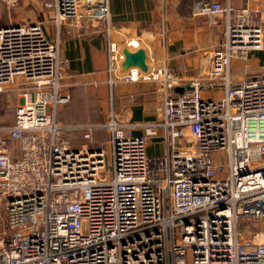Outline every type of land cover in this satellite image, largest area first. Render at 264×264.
I'll use <instances>...</instances> for the list:
<instances>
[{
    "label": "built area",
    "instance_id": "1",
    "mask_svg": "<svg viewBox=\"0 0 264 264\" xmlns=\"http://www.w3.org/2000/svg\"><path fill=\"white\" fill-rule=\"evenodd\" d=\"M1 1L17 10L18 0ZM49 6L58 26L104 24L108 83L157 82L162 112L61 122L71 95L59 31L41 19L0 24V92L16 85L21 98L14 121L0 123V264H264V68L239 81L231 71L233 58L264 50V6L195 0L192 16L224 28L183 92L165 57L121 71L123 45L141 42L109 38L110 0ZM213 90L222 96L203 94ZM96 129L108 138L98 143ZM153 134L163 153H148Z\"/></svg>",
    "mask_w": 264,
    "mask_h": 264
},
{
    "label": "crops",
    "instance_id": "2",
    "mask_svg": "<svg viewBox=\"0 0 264 264\" xmlns=\"http://www.w3.org/2000/svg\"><path fill=\"white\" fill-rule=\"evenodd\" d=\"M51 1L18 0L19 13L14 19L6 16L4 20H48L53 15L49 6ZM222 1H229L236 7L261 9L264 6V0ZM194 4L195 0H110L112 29L109 38L120 43L129 37L139 38L141 46L148 52L149 66L165 57L174 72L184 78L182 87L189 86L200 66L209 62L212 45L217 40L213 38L224 28L223 18L213 24L208 18L192 16ZM61 31L64 84L71 95L70 102L58 111L61 122L100 123L110 111L122 120L143 121L153 120L162 112L163 95L157 82H120L115 87L108 83V35L104 24L87 20L81 29L73 25ZM252 54L258 64L252 67L246 63L243 70L233 73L236 81L244 77L246 69L258 71L264 68V50H254ZM238 75H241L240 79H236ZM205 93L208 95L209 92ZM219 94L221 97V92ZM96 115L98 117L94 119ZM78 132H75L76 146L83 141ZM151 136L148 153H163L165 142L161 135Z\"/></svg>",
    "mask_w": 264,
    "mask_h": 264
},
{
    "label": "rangeland",
    "instance_id": "3",
    "mask_svg": "<svg viewBox=\"0 0 264 264\" xmlns=\"http://www.w3.org/2000/svg\"><path fill=\"white\" fill-rule=\"evenodd\" d=\"M18 5H19V2H18ZM18 5H17V10L15 12L8 13L7 10H5L4 4L0 0V24L8 22V21L4 20V19H6V16L7 17L10 16V18L12 17L13 19L15 18V16L20 11V8L18 7ZM41 20H43L45 22L49 31L52 32L53 35L59 31L60 43L62 45V43H63L62 42V33L63 32L61 31V29L65 28V27H70L73 24L71 22H64L63 24L58 26V24L56 23V21L53 18H50L48 20H45L42 18ZM24 21H26V20H24ZM59 28H60V30H59ZM246 63H248L252 67H256V65L258 64V60L254 54H252L251 57H249L247 61L240 59V58H233L232 62H231V71L233 73H235L237 71L243 70L246 67L245 66ZM237 78L240 79L241 75H238L236 77V79ZM242 79H243V76H242L241 80ZM63 82H64V78H63ZM15 88H16V85H12V86L8 87L5 91L0 92V123H11L13 121L15 105L19 101H21V98L19 97L18 92L16 91ZM220 92L222 95V91L213 90V91L209 92L208 95L220 97V94H219ZM203 94H206L205 91H203ZM58 117H59V114H58ZM2 214H3V212H2ZM0 220H1V216H0Z\"/></svg>",
    "mask_w": 264,
    "mask_h": 264
},
{
    "label": "water",
    "instance_id": "4",
    "mask_svg": "<svg viewBox=\"0 0 264 264\" xmlns=\"http://www.w3.org/2000/svg\"><path fill=\"white\" fill-rule=\"evenodd\" d=\"M123 59L121 62V71L125 72L131 68H139L141 71L147 72L150 69L148 64L149 55L147 50L143 47H134L127 44L122 48ZM185 88H190L186 86ZM184 87H176V92H183Z\"/></svg>",
    "mask_w": 264,
    "mask_h": 264
},
{
    "label": "trees",
    "instance_id": "5",
    "mask_svg": "<svg viewBox=\"0 0 264 264\" xmlns=\"http://www.w3.org/2000/svg\"><path fill=\"white\" fill-rule=\"evenodd\" d=\"M7 23H8V22L3 23V24H7ZM14 114H15V108H14ZM93 117H94V119H96L98 116L96 115V116H93ZM75 132H76V131L71 130V131L68 132V135H69V137L71 138V140L74 142L73 144H74V145H77V144H76V140H74V139H75V135H76ZM77 135H79L80 138H81V136H82L81 131H79ZM94 135H95V139H96V141H97V139L100 140V139H103L104 137H106V135H107V131L104 130V129H96V130L94 131Z\"/></svg>",
    "mask_w": 264,
    "mask_h": 264
}]
</instances>
